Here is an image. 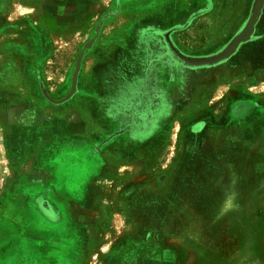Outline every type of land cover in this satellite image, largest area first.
Returning a JSON list of instances; mask_svg holds the SVG:
<instances>
[{"label": "rangeland", "instance_id": "1", "mask_svg": "<svg viewBox=\"0 0 264 264\" xmlns=\"http://www.w3.org/2000/svg\"><path fill=\"white\" fill-rule=\"evenodd\" d=\"M158 1L149 0L138 6L153 9ZM161 1L165 9L170 6L166 11L171 13L184 8L185 11H178L182 15L180 20L194 14L196 9L193 5L188 7L185 0ZM214 2L217 3L212 15L203 17L191 34L184 37L197 50L198 72L192 84L197 93L191 105V109L196 108V114L182 110L180 116L190 126L181 130L179 138L170 135L172 129L167 123H160L148 132L154 130L150 135L146 134L144 121L150 115L141 106L147 104L153 109L158 106L151 98L160 87L154 66L173 60V56L166 59L154 55L151 44L155 43L165 54L163 42H158V38L149 40L141 34L138 45L127 49L128 54L118 57L117 63L130 57L133 50L137 57L146 58L143 73L137 75L139 64L136 62L127 65L130 70L127 74L132 76L127 82L117 74L110 76L109 68L115 63L99 69L97 100L92 99L94 106H91L96 114H105L108 122H103L104 125L123 117L127 118V124L132 122L125 130L132 131L127 134L124 128H117L116 135L111 136L116 142L95 150L105 158L78 161V168L89 171L90 176L65 175L44 192L30 190L22 194L21 224H13L10 218L7 229L0 231V249L7 253L1 256L0 264H264V143L237 146L238 149L230 152V159L225 160L226 168L218 162V154L210 148L208 153L205 133L208 108L225 102L221 91H217L220 85L208 88L207 84H213L208 77H203L208 64L201 63L208 60V53L227 50L247 29L258 0L241 1L239 8L245 9L246 14L239 12L233 16L226 14L239 0ZM69 10L64 11L67 13L63 15L64 22L58 23H65L63 28L67 27V31L53 28L52 58L47 68L51 87L58 86L69 74L66 95L72 76L84 65L90 70L95 60L90 47L95 34V30L90 31L95 18L92 1L84 17H76L73 15L76 11ZM262 30L264 16L256 27L255 37L259 31L264 34ZM251 36L252 31L240 45ZM206 43L211 47L205 48ZM255 43L244 44L239 52L244 47L260 45ZM113 45L111 56L116 51ZM105 50L103 53L107 54ZM147 68L148 77H141ZM214 69L221 70L223 75L226 64ZM122 78L125 77L122 75ZM242 94L246 96L242 99L252 98L247 91ZM115 98L125 100L124 104L119 103L123 105L118 107V112L116 108L110 111L108 106ZM148 98L152 101H147ZM251 100L258 102L256 98ZM85 104L87 100L75 94L64 103L68 107H86ZM154 113V122L150 119L152 124L157 119ZM141 135L148 136L135 137ZM162 141L164 145L158 152ZM250 153H255L256 160L246 159ZM156 154L159 156L154 157ZM94 165L97 173L92 175ZM1 183L8 182L4 179ZM3 196L6 195L0 193V200ZM54 196L58 199L53 202ZM14 237L17 240H12Z\"/></svg>", "mask_w": 264, "mask_h": 264}, {"label": "crops", "instance_id": "2", "mask_svg": "<svg viewBox=\"0 0 264 264\" xmlns=\"http://www.w3.org/2000/svg\"><path fill=\"white\" fill-rule=\"evenodd\" d=\"M90 1L95 9L93 26L90 28V31L95 30L90 43L95 60L90 70L84 65L74 77L72 76L70 91L66 95L65 86L69 74L54 87L49 86V78L47 79V68L52 58L53 28L67 31V27L63 28L65 23L58 24L64 22L63 15L72 9L76 11L73 15L84 17ZM185 1L188 7L193 5L196 9L194 14L180 20L182 15H179L178 11H185L184 8L171 13L170 10L166 11L170 6L165 9V3L161 0L153 9L138 6V3H147L149 0H0V193L6 195L0 200V231L7 229L6 224L10 218L13 224H21L23 193L30 190L44 192L52 186V182H57L65 175L90 176L89 171L78 168V161L105 158L95 150L100 151L107 143H115L116 140L111 139V136L116 135L117 128L125 130L132 126V122L127 124V118L123 117L117 122L109 119V123L104 125L103 122L108 120L103 112L96 114L92 108V99L96 101L98 94L96 74L99 69L106 68L107 64L115 63L109 68L112 71L111 77L117 74L127 82L132 78L127 74L130 71L127 65L136 62L139 64L137 75L143 73L146 58L137 57L133 50H130V57L125 61L119 58L123 61L117 63L118 57L128 54L127 49L138 45L141 34L149 40L158 38V42H163L166 53H161L160 47L154 43L151 44L154 55L166 59L169 55L173 56V60L156 63L154 66L158 72L157 77L156 74L154 76L160 87L151 98L158 102V106L155 109L147 104L141 106V109L150 115L145 117L147 120L144 121L146 134L152 128L155 130L160 123H167L172 129L170 135L179 138L181 130L190 126L181 121L180 116L182 110L196 114V108L191 109V105L197 93L192 85L198 72L197 50H193L191 45L184 41V37L191 34L203 17L212 15L217 2ZM241 1L243 2L239 0L237 6L230 9L226 15L233 16L239 12L241 15L246 14L245 9L239 8ZM220 11L221 9L218 13ZM263 16L264 4L259 11L252 36L246 42H259L260 45L244 47L242 52H239L246 44L244 43L237 47L234 55L219 61L212 59L226 50L216 54L208 53V68L203 77H208V81L213 83L207 84L208 88L221 86L217 91H221L220 96L222 95L225 103L208 108L205 133L208 136V153L210 148L218 154V162L225 168V160L230 159V152L238 149L237 146L264 143V34L259 31L255 37L256 27ZM54 22L57 27H54ZM124 36L125 39H122ZM113 43L116 51L111 56L110 48ZM210 43H206L205 48L211 47ZM105 49L108 50L107 54L103 53ZM107 59L109 61L106 63ZM224 64L226 71L223 76L221 70L214 68ZM147 73L148 68L141 77ZM122 75L125 78H122ZM251 81L252 84H249ZM245 91L258 102H254L252 98L242 99L241 97H246L242 94ZM74 94L87 100L86 107L64 105ZM122 102L124 104L125 100L118 98L108 102L110 111L116 108L118 112V107L123 105L119 103ZM130 112L132 113V110ZM153 112L157 117L155 125L152 124ZM88 122L94 124L90 126ZM89 129H92V132ZM129 131L132 129H128L127 134ZM148 135L135 137L144 139ZM85 138H88V141L85 142ZM125 138L127 140L128 136ZM162 145L164 141L157 147L158 152ZM86 149L93 151L85 152ZM157 150L153 151L157 153ZM254 154L250 153L246 159L256 160ZM158 156L159 154H156L154 157ZM170 157L171 154L168 155V158ZM71 162L73 164L69 166ZM93 170L92 175H95V165ZM4 179L8 183L3 185L1 182ZM57 199L52 197L53 202ZM33 232H36V229ZM1 239L0 236V241ZM12 240L17 239L14 237ZM5 255V249H0V260L1 256L3 258Z\"/></svg>", "mask_w": 264, "mask_h": 264}, {"label": "water", "instance_id": "3", "mask_svg": "<svg viewBox=\"0 0 264 264\" xmlns=\"http://www.w3.org/2000/svg\"><path fill=\"white\" fill-rule=\"evenodd\" d=\"M263 4H264V0H258L256 7H255L253 17H252V20L250 21L247 29L232 43V45L224 53H222L221 55H219L218 57H216L212 60L219 61L220 59L231 55L237 49V47L247 38V36L252 31V28L255 25V22L258 18L259 11H260L261 7L263 6ZM201 63L208 64V60L202 61Z\"/></svg>", "mask_w": 264, "mask_h": 264}]
</instances>
